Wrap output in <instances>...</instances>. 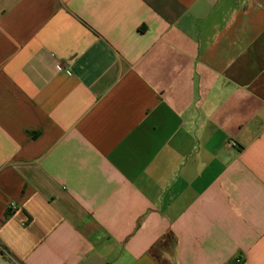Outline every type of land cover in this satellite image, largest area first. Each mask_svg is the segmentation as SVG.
Returning a JSON list of instances; mask_svg holds the SVG:
<instances>
[{
  "label": "crops",
  "instance_id": "crops-1",
  "mask_svg": "<svg viewBox=\"0 0 264 264\" xmlns=\"http://www.w3.org/2000/svg\"><path fill=\"white\" fill-rule=\"evenodd\" d=\"M264 264V0H0V264Z\"/></svg>",
  "mask_w": 264,
  "mask_h": 264
},
{
  "label": "built area",
  "instance_id": "built-area-1",
  "mask_svg": "<svg viewBox=\"0 0 264 264\" xmlns=\"http://www.w3.org/2000/svg\"><path fill=\"white\" fill-rule=\"evenodd\" d=\"M243 263V258L241 256H237L235 258L234 264H242Z\"/></svg>",
  "mask_w": 264,
  "mask_h": 264
}]
</instances>
